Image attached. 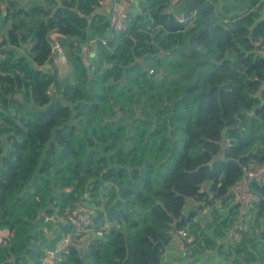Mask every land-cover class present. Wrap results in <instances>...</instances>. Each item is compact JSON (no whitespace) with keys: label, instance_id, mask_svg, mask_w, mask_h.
Masks as SVG:
<instances>
[{"label":"trees","instance_id":"1","mask_svg":"<svg viewBox=\"0 0 264 264\" xmlns=\"http://www.w3.org/2000/svg\"><path fill=\"white\" fill-rule=\"evenodd\" d=\"M192 1L205 5L211 23L197 37L208 58L190 45L204 27L198 14L184 18ZM8 4L0 264H43L66 231L65 208L86 198L98 207L104 196L96 227L108 219L110 230L83 254L70 248L47 264H150L154 250L160 264L174 226L187 231L208 206L218 212L243 166L264 161V0H140L128 29L112 37L102 0ZM253 190L262 197L253 211L264 220V184ZM239 235L228 252L199 235L187 249L199 255L195 245L204 242L232 264H264V225Z\"/></svg>","mask_w":264,"mask_h":264},{"label":"built area","instance_id":"2","mask_svg":"<svg viewBox=\"0 0 264 264\" xmlns=\"http://www.w3.org/2000/svg\"><path fill=\"white\" fill-rule=\"evenodd\" d=\"M139 2L140 0H102L103 6H109V12L106 14L109 23L106 37H112L128 29L130 15H134L139 10ZM104 43L106 44L105 41ZM261 43L262 40L257 42L258 45ZM28 48V44H23L20 47V51L25 52ZM53 51L56 54V61L61 65H65V52L61 43L57 40L53 42ZM258 53L264 54V51L260 49ZM51 91L52 86L48 93ZM254 183L264 184V161L256 159L248 161L243 166L242 177L232 188L233 199L246 210H249L262 199L260 194L253 190ZM98 207L99 209L104 208L102 204ZM98 207L86 198L77 202L76 205L65 208L64 215L60 218V221L63 226H66V231L61 232V238L54 247L46 249L43 264L53 262L54 259L61 256L65 247L72 244L80 247L87 246L92 238L103 237L107 232L106 230H110L113 224L108 219L104 220L100 228L96 227V210ZM244 227V224H240L238 229L245 230ZM182 234L187 237L186 231H182ZM6 235H8V232ZM4 236L0 235V245Z\"/></svg>","mask_w":264,"mask_h":264},{"label":"crops","instance_id":"3","mask_svg":"<svg viewBox=\"0 0 264 264\" xmlns=\"http://www.w3.org/2000/svg\"><path fill=\"white\" fill-rule=\"evenodd\" d=\"M100 11L108 14L109 6H102ZM106 34H108V32H106ZM95 43V40L92 41L93 47H95ZM92 53H94L95 55L94 51H92ZM48 66L49 64H46V69ZM196 204L198 203L191 201L189 207L191 208L192 205ZM238 204L239 203H237L234 199H231L225 205L222 204L218 206L222 213L225 214L223 219L227 218L231 213L233 214V216L231 217H240V220L237 222L234 231L231 230L229 232L227 230H224L223 233L222 229H217V224L216 226H214L212 218L208 217V215H211L210 213L208 214V209H210V206H208L201 212L200 216H198L195 219L194 223L191 224L187 229L186 232L187 234H189V243L195 240L198 235V238L200 237V240L209 237V239H211V241L214 242L215 245L225 243V251L228 252L230 250L231 245L240 240V235H238L239 231L237 228L241 224V222L244 221L243 219L245 218V216H243V214L247 211L246 208L242 207L241 205L237 207ZM259 222L260 228H262L264 225V220H259ZM215 229H217V231ZM192 230H197L198 234L192 233ZM202 232L204 234H202ZM6 234L7 231L0 232L1 236H4ZM204 245V242L202 244V247H200L199 245H195V247L198 248L197 250H199V255L191 256L192 254H194L193 250H188L187 248H184V245L181 240L175 235V237L166 247V251L161 257L160 264H232L230 257L218 253L216 248L213 247L215 245H209V248ZM203 247H205L206 249H203Z\"/></svg>","mask_w":264,"mask_h":264},{"label":"rangeland","instance_id":"4","mask_svg":"<svg viewBox=\"0 0 264 264\" xmlns=\"http://www.w3.org/2000/svg\"><path fill=\"white\" fill-rule=\"evenodd\" d=\"M10 0H0V43L3 41V38L5 37L6 34V30L8 28L9 25H4V19L6 17L7 14V7H8V3ZM22 2H24L25 0H20ZM92 51H94V47L92 46V42L89 43L88 45H86L83 49L82 55L84 57V59L89 60L91 58H93L94 53H92ZM91 56V57H90ZM49 66L47 67L48 70L51 69V67L53 66L52 63H48ZM107 197L104 196L101 200H102V205L103 207L107 205ZM218 210H220V208L218 207L219 205H222L220 203L216 204ZM210 209H208V214L210 213L211 215H208V217L212 218L213 224L214 226H216L217 224V229H222L223 233L224 230L227 231H231V230H235L236 224L237 222L240 220V217H231L233 216V214L231 213L227 218H224V213H222V211H218L216 213H213V209L214 207L210 206ZM243 216H245V219H243L244 221L241 222V224H244L245 230H248L250 233L253 232L254 230H259L260 229V222L256 217V214L253 211V208L251 207L249 210H247ZM220 223V224H218ZM208 227V226H206ZM217 229H215L217 231ZM245 230H241L238 229L239 232L241 231H245ZM239 235V234H238ZM1 246V245H0ZM232 246V245H231ZM230 260L232 261V257L230 258Z\"/></svg>","mask_w":264,"mask_h":264},{"label":"water","instance_id":"5","mask_svg":"<svg viewBox=\"0 0 264 264\" xmlns=\"http://www.w3.org/2000/svg\"><path fill=\"white\" fill-rule=\"evenodd\" d=\"M204 10H205V5L203 3L199 2V1H192L190 3V5H189V8H188L187 12L184 14V18L188 19V18L192 17L194 14H198L201 22L204 23V27L201 28L196 34H194L192 36L190 45H195V47L201 49L206 54L205 50L202 47L199 46L198 41H197V37L203 31L211 28V23L205 19ZM206 56L208 58L207 54H206ZM173 232L181 240V242L184 245V248H187L188 244H189L188 238L183 236L182 232L178 231L175 226L173 227ZM86 247L87 246H81L80 247V246L72 244V245H69V246L65 247L62 252L64 253V252L68 251L70 248H74L80 254H83V251L86 249ZM150 264H159L157 262V260H156L155 250L153 251V256H152V260H151Z\"/></svg>","mask_w":264,"mask_h":264}]
</instances>
